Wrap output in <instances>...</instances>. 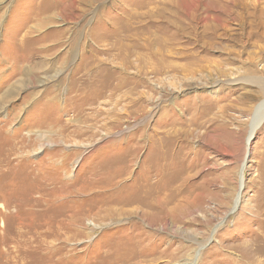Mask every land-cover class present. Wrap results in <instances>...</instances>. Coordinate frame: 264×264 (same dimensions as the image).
Listing matches in <instances>:
<instances>
[{
    "label": "rangeland",
    "instance_id": "1",
    "mask_svg": "<svg viewBox=\"0 0 264 264\" xmlns=\"http://www.w3.org/2000/svg\"><path fill=\"white\" fill-rule=\"evenodd\" d=\"M169 1L0 0V264H264V38Z\"/></svg>",
    "mask_w": 264,
    "mask_h": 264
},
{
    "label": "bare ground",
    "instance_id": "2",
    "mask_svg": "<svg viewBox=\"0 0 264 264\" xmlns=\"http://www.w3.org/2000/svg\"><path fill=\"white\" fill-rule=\"evenodd\" d=\"M200 2H202L204 4V6H207L208 8L219 9V10L223 11V14L224 13L228 14V15L233 14L232 15V16H234L233 20H236L237 22L242 24V26L244 28L248 27L249 32H248L247 37H246L247 39L251 38V37H255V36H260V37L264 38V0H174L173 3H172V0H170L169 4H168V11L170 14L180 13L179 7H180V5H184V8H183L184 11H182V12H187V11L189 12V11L194 10L193 11V13H194L196 10L199 9ZM174 4H176V7H174ZM187 4H191V5H193V7L187 10V6H186ZM207 7H206V9H207ZM214 12H216V11H214ZM193 13H191V14H193ZM223 16L226 17V15H223ZM191 17H193V16H191ZM223 20H224V18H223ZM244 36H246V35H244ZM31 74L32 75H30V76H33V73H31ZM263 121H264V104H261L255 109V112L252 116L250 132L246 138V143H247L245 146L246 149H247V147H249L251 137L254 136L255 131L259 128L260 124ZM243 162H244V160H243ZM243 166H244V164L242 165V170H243ZM159 167H157V168H159ZM241 185L242 184L240 183L239 187ZM234 200H235L234 202L236 205L238 203L239 199L236 198Z\"/></svg>",
    "mask_w": 264,
    "mask_h": 264
}]
</instances>
